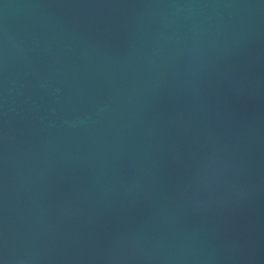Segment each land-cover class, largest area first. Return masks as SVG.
<instances>
[{"label": "water", "instance_id": "1", "mask_svg": "<svg viewBox=\"0 0 264 264\" xmlns=\"http://www.w3.org/2000/svg\"><path fill=\"white\" fill-rule=\"evenodd\" d=\"M0 264H264V0H0Z\"/></svg>", "mask_w": 264, "mask_h": 264}]
</instances>
